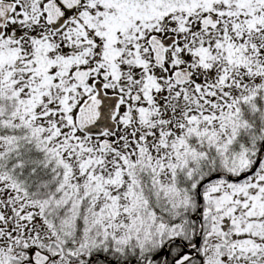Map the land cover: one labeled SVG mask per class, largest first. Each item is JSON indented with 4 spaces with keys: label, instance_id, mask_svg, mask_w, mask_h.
Listing matches in <instances>:
<instances>
[{
    "label": "snow or ice",
    "instance_id": "snow-or-ice-1",
    "mask_svg": "<svg viewBox=\"0 0 264 264\" xmlns=\"http://www.w3.org/2000/svg\"><path fill=\"white\" fill-rule=\"evenodd\" d=\"M0 264H264V0H0Z\"/></svg>",
    "mask_w": 264,
    "mask_h": 264
}]
</instances>
